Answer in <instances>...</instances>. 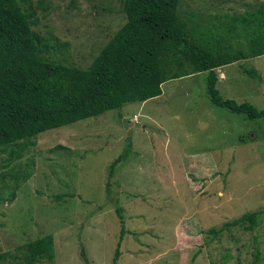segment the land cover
I'll return each instance as SVG.
<instances>
[{
    "label": "rangeland",
    "instance_id": "1",
    "mask_svg": "<svg viewBox=\"0 0 264 264\" xmlns=\"http://www.w3.org/2000/svg\"><path fill=\"white\" fill-rule=\"evenodd\" d=\"M18 1L34 11L32 29L51 37L41 55L79 68L125 20L122 0ZM262 1L178 0L177 11L204 34L222 31L219 47L237 48L245 39H231L225 29ZM216 71L226 75L216 84L222 98L264 108V54ZM161 89L146 101L37 133L33 145L0 147V253L17 254L18 246L51 234L55 258L42 264H84L80 245L91 264H113L117 245V264H264V118L211 103L203 74L167 80ZM119 154L109 188L122 207L121 241L106 192ZM252 211L259 212L252 230L219 231Z\"/></svg>",
    "mask_w": 264,
    "mask_h": 264
},
{
    "label": "trees",
    "instance_id": "2",
    "mask_svg": "<svg viewBox=\"0 0 264 264\" xmlns=\"http://www.w3.org/2000/svg\"><path fill=\"white\" fill-rule=\"evenodd\" d=\"M177 6L178 0H122L123 24L92 62L79 68L45 59L41 54L50 49L51 37L32 29L38 23L34 11L18 0H0V147L17 142L23 147L33 145L29 138L37 133L157 97L165 81L197 74L204 75L205 95L214 105L248 119L264 118V108L224 99L216 86L217 68L264 54V1L247 12L246 18L234 16L225 29L231 39H245V47L237 48L219 47L217 40L225 39L222 31L214 35L198 31L201 24L183 19ZM239 21H245L244 25ZM242 71L263 78L253 68ZM130 146L128 141L125 152ZM122 158L119 154L111 162L106 182L120 222V241L125 230L122 207L111 196L109 179ZM258 215V211L244 213L219 231L242 225L252 230ZM118 249L117 245L113 264H117ZM16 250L17 254L0 253V260L42 264L55 258L51 234L29 240ZM80 256L84 264H91L82 245Z\"/></svg>",
    "mask_w": 264,
    "mask_h": 264
},
{
    "label": "crops",
    "instance_id": "3",
    "mask_svg": "<svg viewBox=\"0 0 264 264\" xmlns=\"http://www.w3.org/2000/svg\"><path fill=\"white\" fill-rule=\"evenodd\" d=\"M220 69L221 67L217 68L216 70H220ZM225 79H226V75L221 71V73L219 74L218 80H225Z\"/></svg>",
    "mask_w": 264,
    "mask_h": 264
}]
</instances>
